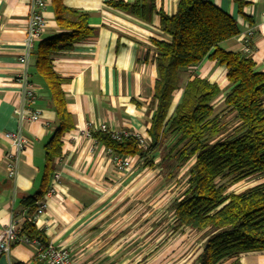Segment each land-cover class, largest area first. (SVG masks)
I'll return each instance as SVG.
<instances>
[{
	"label": "crops",
	"instance_id": "0c3cea01",
	"mask_svg": "<svg viewBox=\"0 0 264 264\" xmlns=\"http://www.w3.org/2000/svg\"><path fill=\"white\" fill-rule=\"evenodd\" d=\"M45 1L41 39L60 32L52 2ZM108 1L62 0L66 7L88 15L94 33L51 56L54 71L65 79L61 88L74 127L62 136L61 154L54 160V169L60 173L56 193L34 224L43 231L47 242L68 249L70 264H195L203 243L200 233L175 231L172 215L163 229L158 225L159 207L165 201L158 198L159 169L144 165V160L135 155L130 156L131 167L119 171L102 145L79 133L88 125L103 123L111 130L139 134L146 140L143 148L151 141L153 111L148 105L158 72L154 60H144V55L151 48V38H167L159 29L156 10L171 15L178 0H155V11L149 20L111 7ZM208 1L233 17L239 28V34L222 42V47L241 50L242 35L253 28L252 58L257 68L264 70V0ZM28 10L29 0H0L1 224L15 216L27 217L30 206L24 205L22 199L37 193L44 184V144L54 130L55 112L49 91L31 58L29 79L36 95L30 107L39 112V119L22 126L30 143L19 156L15 179H9L3 134L18 129L15 108L20 87L14 77L20 69L18 56L23 48ZM188 72L216 83L221 89L217 99L227 91L225 67L213 60L204 59ZM179 95L180 91L173 94L172 105ZM158 160L159 153L155 152L153 162ZM51 173L44 188L48 187ZM34 255L32 245L15 244L8 254H0V264H35ZM238 260L241 264H264V250L240 253Z\"/></svg>",
	"mask_w": 264,
	"mask_h": 264
},
{
	"label": "trees",
	"instance_id": "16d2710c",
	"mask_svg": "<svg viewBox=\"0 0 264 264\" xmlns=\"http://www.w3.org/2000/svg\"><path fill=\"white\" fill-rule=\"evenodd\" d=\"M51 2L60 32L40 39L31 58L49 91L54 130L44 144V184L22 199L30 206L27 216L47 189L44 185L61 154L62 136L74 127L61 88L65 79L54 71L51 56L94 33L86 13L66 7L62 0ZM107 3L143 20L155 11V0ZM156 12L159 29L167 38H151V48L144 55V60H154L158 72L148 105L153 111L149 146H139L132 136L113 139L102 130L91 131V137L113 155H136L144 165L158 168L165 182L179 183L167 209L175 231L200 233L203 243L195 264H224L229 259L226 264H241L240 253L264 250V181L238 192L228 188L251 176H264V70L257 68L251 54L222 47V42L239 34V28L233 17L210 1L178 0L173 14ZM204 59L225 67L228 86L221 109L215 106L221 94L218 85L188 72ZM155 152L159 153L156 163ZM21 232L47 242L29 218Z\"/></svg>",
	"mask_w": 264,
	"mask_h": 264
},
{
	"label": "built area",
	"instance_id": "2783aa9c",
	"mask_svg": "<svg viewBox=\"0 0 264 264\" xmlns=\"http://www.w3.org/2000/svg\"><path fill=\"white\" fill-rule=\"evenodd\" d=\"M46 8L45 0H29V10L25 24V35L23 39V48L18 56L20 64L19 72L15 75L14 79L20 87L19 100L15 108L18 118V129L16 131H6L3 136L7 142V149L4 152L6 176L14 180L17 175L18 159L22 151L30 143L29 137L23 132L22 126L26 123H31L39 119V112L30 107L31 102L35 98L34 85L29 79V67L31 65V53L37 41L42 37L45 29V21L42 16V11ZM264 20V15H263ZM252 36L253 28L247 29L241 38V50L246 54L252 55ZM102 130L110 133L113 139H120L121 137L132 136L137 139L139 146H146L145 138L137 133H131L127 130H111L105 124L93 126L88 125L80 129L79 133L82 136L91 137V131ZM104 147V146H103ZM105 153L109 156L113 164L119 171H124L131 167L132 158L130 155L116 156L113 155L110 148L104 147ZM60 183V173L53 170L48 187L41 198L35 202L33 212L26 218L31 219L33 222L38 220L45 212L47 201L50 199L57 190ZM25 217H12L6 223H0V254H8L10 248L15 244H29L35 248V261L40 264H70L71 258L63 246L55 244L53 241L46 243L40 242L36 238H29L21 232V227Z\"/></svg>",
	"mask_w": 264,
	"mask_h": 264
},
{
	"label": "rangeland",
	"instance_id": "374dc122",
	"mask_svg": "<svg viewBox=\"0 0 264 264\" xmlns=\"http://www.w3.org/2000/svg\"><path fill=\"white\" fill-rule=\"evenodd\" d=\"M223 90H225V88H223ZM223 95L220 98H223ZM220 98L215 101V106L218 107V109H221V104H220L221 100H220ZM187 168L188 167L186 166V168L181 170V172L178 175L179 179L182 178V176H183L184 172L187 170ZM154 179H156V177H153L152 181H154ZM261 181H264V176H251L249 178L243 179V180L231 185L228 188V191L238 192V191H240V190H242V189H244L246 187L252 186V185H254L256 183H259ZM164 182L165 181L163 180V177L160 175L159 179H158V183H157V186H158V190H157L158 191V198L165 200L164 203L161 204V206L159 207V222H158V225L160 227V230L163 229L164 226H166L168 218L172 215L171 211H168V209H167L168 206L166 207L165 205H167L166 203H167V201L169 199H171L174 196L176 197L175 193L177 191V188L179 187V183H176L175 180L168 182L167 184H169V185H165L166 183H164ZM149 191L150 190H147V194H148L147 196L150 197V195L148 193ZM145 195H146V193H145ZM147 208L148 207L144 208V212H145V210ZM175 262H177V261L175 260Z\"/></svg>",
	"mask_w": 264,
	"mask_h": 264
}]
</instances>
